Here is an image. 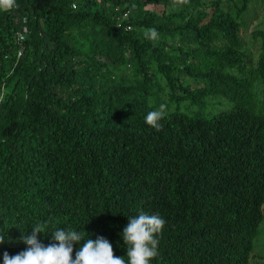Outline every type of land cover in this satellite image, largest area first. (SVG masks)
Here are the masks:
<instances>
[{
	"label": "trees",
	"instance_id": "16d2710c",
	"mask_svg": "<svg viewBox=\"0 0 264 264\" xmlns=\"http://www.w3.org/2000/svg\"><path fill=\"white\" fill-rule=\"evenodd\" d=\"M223 1L0 10V264L38 223L45 245L72 229L127 259L121 234L141 211L165 221L151 264H251L264 216V14L249 30L253 59L238 30L254 0ZM161 104L156 131L145 118Z\"/></svg>",
	"mask_w": 264,
	"mask_h": 264
},
{
	"label": "clouds",
	"instance_id": "9594fccd",
	"mask_svg": "<svg viewBox=\"0 0 264 264\" xmlns=\"http://www.w3.org/2000/svg\"><path fill=\"white\" fill-rule=\"evenodd\" d=\"M188 3V0H173L174 5ZM17 7L15 0H0V10H12ZM145 37L153 42L159 38L155 28H149ZM168 115L166 105L148 112L145 123L156 131H161V121ZM165 221L159 214H147L141 211L137 216L129 217L123 229L122 238L127 248L125 257L116 256L112 244L104 237L95 240L76 230L56 229L52 232L54 242L47 245L39 242L37 234L46 233V225L38 223L32 228L31 235H22L26 249L15 255L3 252V264H151L158 256V237ZM7 232V231H6ZM6 232L0 234V244L6 243ZM84 241L81 244V241ZM80 247L75 251L74 245Z\"/></svg>",
	"mask_w": 264,
	"mask_h": 264
},
{
	"label": "rangeland",
	"instance_id": "374dc122",
	"mask_svg": "<svg viewBox=\"0 0 264 264\" xmlns=\"http://www.w3.org/2000/svg\"><path fill=\"white\" fill-rule=\"evenodd\" d=\"M263 3H264V0H254L253 2L250 3L246 14L244 15L243 13L240 17L242 18L244 15V19H245L244 25H242L238 30V36L242 43V49H244L246 52H249L253 59L256 57L258 42L252 39L249 30L252 27V25H254L255 23H259V21H261L262 16L264 14ZM222 6L223 7L226 6V3H224V1L222 3ZM177 9H178L177 5L164 8L165 11H169V10L173 11ZM160 10H161L160 6H157L155 8V11L157 12H160ZM249 19H251V21H249ZM7 89L8 87L3 88L4 91ZM258 94L260 95L259 91H258ZM165 98L166 97L163 96V99ZM149 102L151 104L152 100H150ZM176 107L177 105L175 102L167 104V108L169 110H173ZM179 108L180 110H183L184 109L183 104L179 105ZM221 108H223L222 105L220 106L215 105L213 107L211 106V108L209 109V113L218 111ZM201 112H202L201 114H208V112H205V111L204 112L201 111ZM252 253L253 255L251 259V264H260L261 261H264V257L261 256L264 253V216L258 224L257 234L253 241Z\"/></svg>",
	"mask_w": 264,
	"mask_h": 264
},
{
	"label": "built area",
	"instance_id": "2783aa9c",
	"mask_svg": "<svg viewBox=\"0 0 264 264\" xmlns=\"http://www.w3.org/2000/svg\"><path fill=\"white\" fill-rule=\"evenodd\" d=\"M123 16H125V14H123ZM128 28V27H127ZM18 38L19 39H22V35L21 34H18ZM17 54H19V52H17ZM0 98H1V91H0Z\"/></svg>",
	"mask_w": 264,
	"mask_h": 264
}]
</instances>
